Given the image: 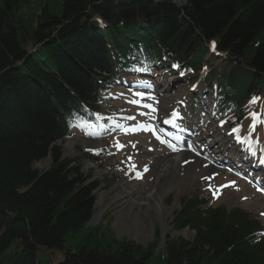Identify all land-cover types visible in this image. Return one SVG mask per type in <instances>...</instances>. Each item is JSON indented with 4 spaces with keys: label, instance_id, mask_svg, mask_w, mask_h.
I'll return each instance as SVG.
<instances>
[{
    "label": "trees",
    "instance_id": "obj_1",
    "mask_svg": "<svg viewBox=\"0 0 264 264\" xmlns=\"http://www.w3.org/2000/svg\"><path fill=\"white\" fill-rule=\"evenodd\" d=\"M28 3L0 0V264H264L257 219L194 195L170 220L191 239H165L156 261L154 248L100 244L85 227L112 178L92 179L81 171L91 156L61 148L75 122L101 117L107 82L152 61L205 71L220 116L252 113L264 100V0H62L37 18L23 16Z\"/></svg>",
    "mask_w": 264,
    "mask_h": 264
},
{
    "label": "rangeland",
    "instance_id": "obj_2",
    "mask_svg": "<svg viewBox=\"0 0 264 264\" xmlns=\"http://www.w3.org/2000/svg\"><path fill=\"white\" fill-rule=\"evenodd\" d=\"M61 1L29 0L28 5L24 6L21 12L23 16L34 15L37 18L44 8L47 6L50 8L51 4L56 2L58 4ZM152 76L150 74V77ZM161 81L165 85L163 89L167 91L161 92L158 82L154 83L157 88L152 93L154 99L150 98L151 93L137 90L127 81L125 82L128 87L120 86L119 83L115 84L111 89L113 95L107 97L106 107L110 112L117 114L118 122L116 124L110 122L111 127L108 132L101 130L100 136L102 137L87 135L82 130H78L71 139L61 144L63 155L66 158H79V149L94 154L93 156L97 158L94 161L95 164L82 160L81 171L84 174H90L92 178L98 180L110 175H116L118 178L112 181L107 189L100 188L95 192L94 214L85 227L87 230L96 229L97 232L93 239L100 244L101 241L106 245L109 243L108 246L130 243L141 247L144 252L154 248L155 261L157 254L159 255L163 250L165 239L182 237L189 240L192 237V233L188 230L173 232L170 227L171 214L178 208L179 200L185 195L210 193L212 196L210 203L213 202V206L224 205L228 209L240 208L247 214L254 217L260 216L264 220V168L248 171L250 164L247 162L242 164L241 172H239L238 169L228 166L237 162L235 159L229 162L226 155L231 159L238 153L236 144L239 142L237 141L234 146H231L233 141L231 132L226 130L219 133L217 131V124L221 121L209 118L201 119L200 124L196 125V131L190 132V139L185 140L189 144L192 142L193 147L185 148V151H182L183 154L189 152L194 157L186 154L182 158L174 155V148H180L174 147L170 151L160 147L149 136L148 130L142 131L139 127L136 131L125 133L116 126L119 124L128 128H137L139 125H148V123H160L171 119V114L174 111L180 114L182 121H186L180 125L186 126L188 120L184 116L188 109L184 108L181 100L188 98L195 86L173 84L172 87H168L171 81H166L165 78ZM138 84H142V82L138 81ZM136 92H143L145 96L138 97L135 95ZM133 99L138 100L139 104L128 103ZM142 104L152 105L155 111H142L140 108ZM262 106L263 102L257 103L259 110L262 109ZM140 113H147V115H140ZM128 116H133L135 119H127L128 123L119 122L123 117ZM153 117L155 118L153 119ZM252 124L251 118L248 117L242 126L238 127L249 140L253 138L255 142H260L263 129L259 124H255L253 129L250 127ZM196 134L199 139L192 138ZM200 138L202 139L200 140ZM117 141L124 147L117 149L115 146ZM241 144L243 146L241 151L245 153L249 147H246L245 143ZM102 148L110 153L104 159L102 156L106 155L105 152L94 153L95 150ZM201 150L205 156L198 153ZM128 157H131V161L128 160ZM260 157L258 161H260ZM166 159H172L176 163L181 162L180 168L184 171L181 172L178 179H175L176 174L173 172L163 177L162 165ZM49 164L50 160L46 158L36 163L34 168L40 172L45 170ZM130 164H134L135 168H131ZM145 166H147L146 171ZM137 172L142 173V178H136ZM209 176L214 179H204ZM232 181L235 182V185L223 187L215 197L212 190L209 189V185L212 189H217L221 185H229ZM169 185L171 188L166 191ZM118 186L126 190L132 189L133 193L129 196L131 199L116 198ZM164 191H166L164 197L158 198V195ZM150 192H154L153 194L159 202L156 210L153 208L156 201L147 200L146 195ZM131 201L139 205L138 208L132 206ZM168 201L169 205H167ZM97 214L100 215L95 220L94 217ZM68 241H70L68 246L73 250L77 242L75 243L74 239H68ZM60 258L61 255L55 254L52 259L60 260Z\"/></svg>",
    "mask_w": 264,
    "mask_h": 264
},
{
    "label": "snow or ice",
    "instance_id": "obj_3",
    "mask_svg": "<svg viewBox=\"0 0 264 264\" xmlns=\"http://www.w3.org/2000/svg\"><path fill=\"white\" fill-rule=\"evenodd\" d=\"M99 22H100L101 24L103 23L102 21H99ZM212 47H213V49L215 48V44H214V42H213ZM175 67H178V66H175ZM135 70H136V71H141V69H135ZM181 74H182V73H181ZM145 86H146V87H151L150 84H149V85H145ZM135 95L138 96V97L143 98V97L145 96V93H143V92H136ZM152 99H154V97H152ZM256 100H257V98L254 97L253 100L251 101V103H255ZM128 103L139 104V101L133 99V100L128 101ZM140 106L145 107V108H149V109H151L153 112L155 111V109H154V108L152 107V105H150V104H143V105H140ZM140 115H147V113H140ZM250 115H251L252 120H253V124L250 125V127L254 129V128H255V123L259 120V114L255 113V112H252V113H250ZM171 116H172L171 119L166 120V121H164V122H165V123H169V124H174V123H175V120L179 118V114L176 113L175 111L171 114ZM154 118H155V117H153V119H154ZM123 119H135V117H133V116H128V117H123ZM116 126H117V127H120L123 131H125V133H127V132H129V131H136V130H138L139 127H143V128H145L146 130L153 131L154 134H155V132H156V130H155L154 127H149L148 125H139L137 128H128L127 126L119 125V124H117ZM240 131H241V128H240V127H234V128L232 129V133H230V134H235V138L237 139L238 142H240V143H245V138H243V137H241V136L239 135ZM157 139H161V138L157 135ZM161 142H162V143H167V144L169 145V147H173V148H174V146L171 144L170 141H167V140H163V139H161ZM115 146L117 147V149H121V148L124 147V145L120 144L119 141H117V143H116ZM133 146H134V145H133ZM174 150H175V148H174ZM99 151H100V150H95L96 154H99ZM128 160L131 161V157H128ZM261 162L264 163V161H261ZM129 166H130L131 168H135V165H134V164H130ZM146 170H147V166H145V171H146ZM216 175H218V174H216ZM136 178H138V179H139V178H142V173L137 172V173H136ZM204 179H214V177L209 176V177H204ZM230 183H231V185H235V182H234V181H232V182H230ZM228 186H230V185H221L220 188L212 189V188H211V185H209V189L212 190V192H213V196L215 197L216 194H217V192H218L220 189H222L223 187H228Z\"/></svg>",
    "mask_w": 264,
    "mask_h": 264
},
{
    "label": "bare ground",
    "instance_id": "obj_4",
    "mask_svg": "<svg viewBox=\"0 0 264 264\" xmlns=\"http://www.w3.org/2000/svg\"><path fill=\"white\" fill-rule=\"evenodd\" d=\"M180 163H181V162H179V161L176 163V162H175L174 160H172V159H166V160H164L163 165H162L163 177H164L165 175H167V174L173 172V173L176 174L175 179H178V177H179V175L181 174V172L184 171V169H181V168H180ZM170 188H171V187H170V185H169V186H168V189H167L166 191H168ZM132 191H133V190L130 189V188H128V189L126 190V189L122 188L121 186H118V187H117V190H116V192H117V194H116V198H129V199H131V197H129V196H131V194L133 193ZM166 191L161 192L162 194H161V195H158V198H159V197H164ZM153 193H154V192H153ZM153 193H152V192L148 193V194L146 195V197H147V200L156 201V203L153 205L154 210H156V209L158 208L159 202L157 201V198H156L155 194H153ZM155 193H156V192H155ZM156 194H157V193H156ZM130 203H131L132 206H135V207H137V208H138V206H139V205L133 203L132 201H131ZM99 215H100V214H97V215L94 217V219L96 220V218H98Z\"/></svg>",
    "mask_w": 264,
    "mask_h": 264
}]
</instances>
